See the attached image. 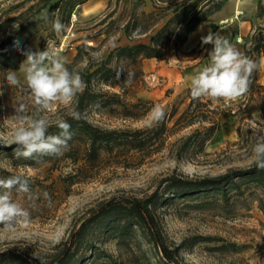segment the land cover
Returning <instances> with one entry per match:
<instances>
[{
    "label": "trees",
    "instance_id": "1",
    "mask_svg": "<svg viewBox=\"0 0 264 264\" xmlns=\"http://www.w3.org/2000/svg\"><path fill=\"white\" fill-rule=\"evenodd\" d=\"M87 1L72 0L71 13ZM224 1L166 0V6H157L150 13L139 11L136 4L130 21L123 27L124 35L132 41L130 44L119 46L100 59L88 58L84 70H76L75 65L67 67L80 74L84 86L67 105H61L51 115L54 120L47 122V134H58L57 121H67L73 132L68 148L56 156L23 159L15 157L14 143L9 146L0 142V163L7 159L12 169L47 167L43 178L25 176L36 194L34 201L13 191V198L30 211V221L54 220L74 185L96 179L108 167L142 164L166 150L177 161H194L209 155L207 145L220 128V116L232 109L228 105L233 102L209 97L193 99L191 87L177 103L164 109V120L152 123L151 127H112L107 122L146 120L156 102L137 98L138 89L144 84L143 62L166 61L177 56L188 37L207 17L219 11ZM260 9L263 14L264 8ZM164 19L166 22L156 28ZM14 20L1 23L0 31ZM38 23V19L22 23L9 41L0 44V73L20 69L26 59L22 50L30 49L29 40L39 32ZM144 35L148 41H134ZM14 41L19 42L18 48L14 47ZM95 50L87 45L79 46L74 64ZM246 56L256 62L258 69L264 59V26L253 36V48ZM257 69L251 76L248 92L239 97L238 140L232 146L240 149H253L264 130V86L257 85ZM253 100L259 105L262 122L247 114ZM73 112L79 113V119L73 118ZM183 132L187 133L182 135ZM68 163L73 169L63 173ZM57 171L60 174L54 176ZM11 175L20 174L0 165V178ZM241 185L254 186L262 192L263 196L257 195L255 201L264 213V169L257 168L255 163L247 169H232L216 177L189 178L173 173L150 195L140 197L119 192L96 202L75 220L66 240L50 252L13 245L0 250V264H184L180 259L183 244L177 245L169 236L161 210L179 199L193 201L213 193L228 201ZM44 193L49 194L50 201ZM203 241L211 238H201L195 243ZM108 243L115 244L116 255L103 247Z\"/></svg>",
    "mask_w": 264,
    "mask_h": 264
},
{
    "label": "rangeland",
    "instance_id": "2",
    "mask_svg": "<svg viewBox=\"0 0 264 264\" xmlns=\"http://www.w3.org/2000/svg\"><path fill=\"white\" fill-rule=\"evenodd\" d=\"M72 0H0V24L8 19L16 18L0 31V44L9 41V37L26 21L36 19L39 32L29 40L32 51H43L46 48L50 55L63 57L66 67L75 65L76 70H84L93 60L106 56L119 46H126L132 41L124 35L123 27L130 21L132 10L138 5L139 11L150 13L157 6H166V0H109L107 6L99 13L82 17L78 7L71 13ZM81 1V0H75ZM89 1V0H88ZM215 3L221 0H214ZM221 9L207 17L191 34L195 47L189 53L182 50L177 56H172L165 63L159 61L143 62L144 84L137 92V98L155 101L164 109L171 107L180 100L183 92L191 87V79L203 67L210 63V56L205 49L211 50V45L201 46L200 37L212 31L219 33L246 56L253 48V36L264 26V0H244L245 7L239 19L223 20L232 10ZM61 2L59 7H55ZM54 8V9H53ZM235 14V15H236ZM47 16V20L45 17ZM59 18L67 27L60 34L51 28V22ZM167 19L162 20L156 28L162 26ZM222 20V21H221ZM202 29V30H198ZM134 41H148V37L140 36ZM87 45L96 48L88 55H83L78 64H74L78 47ZM233 45V46H234ZM22 64V63H21ZM165 69H176L181 75L173 76ZM264 59L257 69V85L264 86ZM9 72H15L21 81L20 86H9L0 81V142L13 144V131L18 126L14 120L15 110L21 105L27 107V114L32 115L36 108L30 99L26 87L22 67L19 70H8L0 73V79L7 77ZM116 91V90H113ZM231 110L220 116V128L214 138L208 143L206 157L194 161H177L170 156L168 150L142 164L129 166L115 165L106 168L94 180L84 181L74 185L68 196H65L54 220L49 222L30 221L27 226L17 224L14 231H7L0 225V250L13 246H27L35 252H50L64 242L72 229L75 220L96 202L109 199L119 192L132 193L137 196L152 194L161 181L173 173L189 178H205L223 175L232 169H247L254 164L253 149H240L232 146L238 140V127L241 115H237L241 99H227ZM69 100L53 101L40 115L47 122L53 121L51 116L61 105H67ZM247 114L262 122L257 101L253 100L247 108ZM98 120V118H95ZM149 117L142 122H107L112 127L142 128L148 126ZM261 129V128H260ZM264 137V130H262ZM189 132V131H187ZM187 132H183L182 135ZM1 167L19 173L22 176L43 178L47 167L39 169H12L9 160H2ZM71 164H66L63 173L71 172ZM60 171L54 173V176ZM242 192V193H241ZM257 195L263 196L254 186L241 185L240 189L231 194L226 201L220 195L213 193L191 201L176 200L161 210L164 226L177 244L182 245L180 259L184 264H264V213L260 210ZM209 204V205H207ZM201 238H211V241L195 243ZM108 252L116 255L114 243L103 246ZM144 248H147L144 245Z\"/></svg>",
    "mask_w": 264,
    "mask_h": 264
},
{
    "label": "clouds",
    "instance_id": "3",
    "mask_svg": "<svg viewBox=\"0 0 264 264\" xmlns=\"http://www.w3.org/2000/svg\"><path fill=\"white\" fill-rule=\"evenodd\" d=\"M45 19L47 20V16ZM66 27L59 18L51 22V28L57 34L65 31ZM200 41L202 47L212 46L211 50L205 49L210 56V63L192 77V98L235 99L245 95L250 87L251 76L257 69L256 62L243 55L219 33L209 31L200 37ZM13 44L14 47H19L18 41ZM22 54L26 57L21 64L24 80L36 111L28 115L27 107L23 104L15 110L13 118L18 126L13 131V143L17 146L14 155L23 159L60 155L68 148V142L73 137L71 124L60 119L56 125L58 134H47L49 125L40 112L47 109L53 101L74 97L82 90L84 82L79 73L66 67L63 57L50 55L47 48L43 51L22 50ZM6 82L11 87L21 85L15 72H9ZM72 116L79 119V113L73 112ZM148 117V126L151 127L152 123L164 120L165 110L156 104L151 108ZM253 153L256 167L264 169V137L256 140ZM13 191L25 195L31 201L36 199V194L25 176L0 178V225L7 231H14L17 224L27 226L31 218L30 211L13 198ZM44 197L49 201L51 199L48 193H44Z\"/></svg>",
    "mask_w": 264,
    "mask_h": 264
},
{
    "label": "crops",
    "instance_id": "4",
    "mask_svg": "<svg viewBox=\"0 0 264 264\" xmlns=\"http://www.w3.org/2000/svg\"><path fill=\"white\" fill-rule=\"evenodd\" d=\"M109 0H89L84 4H81L78 6V11L79 14H81L82 17H86V16H92L95 15L97 13H99L100 11H102L108 4ZM245 7V1L244 0H228L225 5H224V10L229 9V11L232 10V13H230L227 18L225 20H223V22L225 23L226 21H228L229 19H239V15L236 14V11L238 8L242 9ZM231 9V10H230ZM238 12V11H237ZM236 14V15H235ZM222 21V20H221ZM195 45V41L193 36H189L186 43L182 46V52L183 53H189L192 51V49H194ZM234 45V44H232ZM234 47L236 49H238L237 45H234ZM147 61H156L158 62L159 60L156 59H151V60H145V62ZM160 63H165V61H159ZM203 65H200V68H202ZM162 71H169L173 76L178 77L181 76L176 69H165V67H162L161 69Z\"/></svg>",
    "mask_w": 264,
    "mask_h": 264
},
{
    "label": "bare ground",
    "instance_id": "5",
    "mask_svg": "<svg viewBox=\"0 0 264 264\" xmlns=\"http://www.w3.org/2000/svg\"><path fill=\"white\" fill-rule=\"evenodd\" d=\"M242 12L241 11H238L237 14H241Z\"/></svg>",
    "mask_w": 264,
    "mask_h": 264
}]
</instances>
